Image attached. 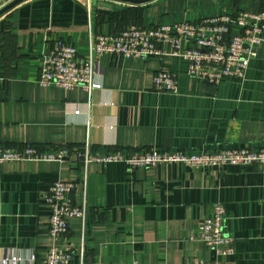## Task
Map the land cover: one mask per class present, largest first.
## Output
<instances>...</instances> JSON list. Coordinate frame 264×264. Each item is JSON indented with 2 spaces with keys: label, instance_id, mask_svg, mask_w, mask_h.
Wrapping results in <instances>:
<instances>
[{
  "label": "crops",
  "instance_id": "crops-1",
  "mask_svg": "<svg viewBox=\"0 0 264 264\" xmlns=\"http://www.w3.org/2000/svg\"><path fill=\"white\" fill-rule=\"evenodd\" d=\"M0 8L11 0H0ZM26 0L0 18V146L65 149L63 160L0 164V264H45L53 245L72 246L71 264H264V166L210 168L158 163L130 169L101 162L113 152L147 149L186 154L264 148V41L242 80L209 84L188 74L178 56L147 59L105 54L95 64L99 88L65 89L38 82L41 59L72 43L88 56L99 34L129 25L157 26L259 12L264 0H153L120 12L110 0ZM139 19V20H138ZM166 71L178 91H157ZM57 181L75 183L85 207L65 238L50 236L43 198ZM216 204L235 251L218 255L199 240V224Z\"/></svg>",
  "mask_w": 264,
  "mask_h": 264
},
{
  "label": "built area",
  "instance_id": "built-area-1",
  "mask_svg": "<svg viewBox=\"0 0 264 264\" xmlns=\"http://www.w3.org/2000/svg\"><path fill=\"white\" fill-rule=\"evenodd\" d=\"M264 41V9L259 12L240 11L236 14L205 18L195 22H179L142 26L132 24L121 32L99 34L93 41L88 56H81L72 43H62L41 59L38 82L42 86L55 85L65 89L82 86L87 90L99 88L94 82L95 64L105 54L147 59L151 56L172 55L188 62V74L209 84L218 85L224 79L242 80L251 61L257 57L258 45ZM0 68V83L3 81ZM157 91H178V81L172 73L155 75ZM68 152L40 150L27 145L22 149L0 146V164L22 160H63ZM161 152L149 149L124 155L113 152L94 157L101 162H124L130 169L154 166L158 163H185L196 168L238 165L264 166V148L258 150L228 149L199 154ZM73 182H54L43 198L51 207L50 236L54 241L65 238L69 220L82 217L86 208L73 201ZM226 210L216 204L212 216L198 227L199 240L218 255L230 256L235 251L234 238L225 230ZM73 247L53 245L48 249L45 264H69ZM97 264H137V262H102ZM95 263V264H96ZM210 264H235L230 261Z\"/></svg>",
  "mask_w": 264,
  "mask_h": 264
},
{
  "label": "water",
  "instance_id": "water-1",
  "mask_svg": "<svg viewBox=\"0 0 264 264\" xmlns=\"http://www.w3.org/2000/svg\"><path fill=\"white\" fill-rule=\"evenodd\" d=\"M26 0H11L8 4L4 5L2 8H0V18L4 16L6 13H8L11 9L19 5L20 3L24 2ZM112 3H103L100 4L101 11L106 13H113V12H120L125 9H127L126 6H121L117 3H127L129 5H143L146 3H149L153 0H110ZM94 5L97 4V0L93 1Z\"/></svg>",
  "mask_w": 264,
  "mask_h": 264
},
{
  "label": "rangeland",
  "instance_id": "rangeland-1",
  "mask_svg": "<svg viewBox=\"0 0 264 264\" xmlns=\"http://www.w3.org/2000/svg\"><path fill=\"white\" fill-rule=\"evenodd\" d=\"M1 2V1H0ZM147 150H149V149H147ZM154 150H156L157 151V149H155L154 148ZM159 151H161V150H159ZM222 151V150H221ZM161 152H165V151H161ZM208 152V151H207ZM181 153H183V152H181ZM202 153H204V152H202ZM172 154V156H177V154L176 153H171ZM184 154H186V153H184ZM191 154H195V153H191ZM196 154H199V153H196ZM166 164H168V163H166ZM75 184V183H74ZM75 188H76V186H75ZM198 234H199V232H198ZM71 262H72V260L69 262V264H71ZM100 261H98V263H99ZM103 262V261H102ZM105 263V262H104ZM110 263V262H109ZM111 263H119V262H111ZM82 264V263H81ZM97 264V263H96ZM127 264V263H126Z\"/></svg>",
  "mask_w": 264,
  "mask_h": 264
},
{
  "label": "trees",
  "instance_id": "trees-1",
  "mask_svg": "<svg viewBox=\"0 0 264 264\" xmlns=\"http://www.w3.org/2000/svg\"><path fill=\"white\" fill-rule=\"evenodd\" d=\"M138 20H139V19H138ZM135 23H137V25H139V22L136 21ZM122 30H124V29H122ZM122 30H121V31H122ZM121 31H119V32H121ZM119 32H114V34H117V33H119ZM201 169H202V168H201Z\"/></svg>",
  "mask_w": 264,
  "mask_h": 264
}]
</instances>
